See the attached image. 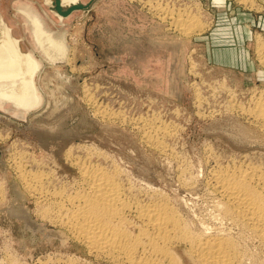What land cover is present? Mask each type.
<instances>
[{
  "label": "rangeland",
  "instance_id": "rangeland-1",
  "mask_svg": "<svg viewBox=\"0 0 264 264\" xmlns=\"http://www.w3.org/2000/svg\"><path fill=\"white\" fill-rule=\"evenodd\" d=\"M224 1L103 0L60 21L42 0H0V16L20 49L39 65L47 61V39L67 51L64 64L44 65L33 75L34 106L26 109L0 97V264H114L40 219L10 163L21 156L26 169L42 173L44 187L71 190L79 178L66 159L69 149L80 159L118 169L123 184L139 197L149 187L158 189L194 228L229 226L242 248L240 264H264V245L240 234L239 226L219 220L217 197L209 192V170L216 163L250 160L264 167V131L246 113L255 96L264 94V63L256 52L258 37L264 42V23L246 42L245 69L230 55L227 62L218 61L216 50L222 47L215 42L221 40L210 32L217 24L224 30L229 26L216 17ZM229 1L264 13V0H253L261 8ZM162 7L174 9L175 16L154 12ZM177 10L195 12L207 26L183 33L179 24L169 22L180 16ZM145 121L164 123L171 132L158 135L163 150L142 138ZM17 208L26 211L34 227L13 210Z\"/></svg>",
  "mask_w": 264,
  "mask_h": 264
},
{
  "label": "bare ground",
  "instance_id": "bare-ground-1",
  "mask_svg": "<svg viewBox=\"0 0 264 264\" xmlns=\"http://www.w3.org/2000/svg\"><path fill=\"white\" fill-rule=\"evenodd\" d=\"M145 2L147 6H153L148 1ZM239 2L251 7L258 4L253 0ZM261 6L258 4L257 7ZM173 10L162 7L154 12L158 11L162 16L172 18L175 16ZM177 14L182 17L173 18L174 20L169 22L179 24L178 30L181 28L183 33L201 31L203 26H207L195 17V12L177 10ZM40 31L37 27L36 32L40 34ZM258 38L257 57L264 63V42ZM3 42L6 46L9 44L8 41ZM69 59L70 56L68 62ZM35 66H39L37 62ZM13 90L12 93L19 94L20 99L28 94L24 86ZM252 102V108H246L247 116L264 131V94L255 96ZM102 111L99 110L100 113ZM145 123L142 138L157 149L163 150L162 140L158 135H164L169 130L163 127L164 123L163 126L151 121ZM69 150L68 153L65 151L66 159L76 168L79 178L77 186L72 185L74 188L71 190L61 188L63 186H57L55 189L44 187L42 173L26 169L21 156L16 159L13 157V162L10 163H13L16 169L14 174L18 183L33 197L35 213L39 218L47 219L52 226L58 225L60 235L64 234L75 243L83 245L89 253L95 255L94 257L114 264H240L243 252L238 243L239 238L230 233L229 226L218 223L222 219L232 226H239L242 230L238 231L240 234L251 235L264 245V167L261 164L249 160L250 162L217 165L215 161L216 165L209 170V192L217 197L215 211L219 215L218 224H202L200 228H194L169 202L167 195L158 189L149 187L147 195L145 193V197H139L126 188L123 184L125 180H121L118 169H108L98 161L85 160V152V159H80L69 153ZM48 182L47 184H50ZM13 210L23 216L27 225L34 227L35 222L23 208ZM73 261L68 260L60 264H75ZM38 264H45V261H38Z\"/></svg>",
  "mask_w": 264,
  "mask_h": 264
},
{
  "label": "water",
  "instance_id": "water-1",
  "mask_svg": "<svg viewBox=\"0 0 264 264\" xmlns=\"http://www.w3.org/2000/svg\"><path fill=\"white\" fill-rule=\"evenodd\" d=\"M96 1L97 0H42L47 9L60 21L68 18L70 14L76 10L85 13L91 9ZM46 37L48 36L46 35ZM47 40L48 44L45 46L47 61L42 62L41 65L38 64L39 66H35L37 61L31 58L33 56L29 55L30 53L20 49L19 39L12 34L10 27L0 16L1 98L11 100L15 104L26 109L36 104L38 96L36 95L32 79L33 75L38 73L44 65H62L66 62L67 58L65 45L54 43L53 40ZM3 41H8L9 44L6 46ZM22 86L26 88L28 94L20 99L19 94H14L12 91Z\"/></svg>",
  "mask_w": 264,
  "mask_h": 264
},
{
  "label": "crops",
  "instance_id": "crops-1",
  "mask_svg": "<svg viewBox=\"0 0 264 264\" xmlns=\"http://www.w3.org/2000/svg\"><path fill=\"white\" fill-rule=\"evenodd\" d=\"M102 1L97 0L93 8ZM216 17L219 20L222 19V23L229 25L224 30V27H220L217 24L210 32V36L212 35L214 39L221 40L220 42H215L217 46L222 47L220 50H216L218 61L227 62L229 57H233L234 63L245 69V66L249 63V59L247 60L248 49L246 42L251 39L253 29L262 24V22L264 23V13L263 15H257L252 11L241 9L233 2L226 0L222 3L220 11L216 13ZM237 51L239 52L237 53ZM237 54L239 55L238 57ZM228 55L230 56L228 57Z\"/></svg>",
  "mask_w": 264,
  "mask_h": 264
}]
</instances>
